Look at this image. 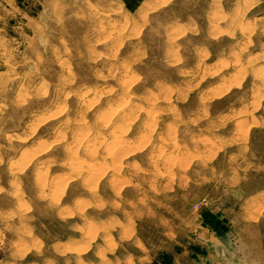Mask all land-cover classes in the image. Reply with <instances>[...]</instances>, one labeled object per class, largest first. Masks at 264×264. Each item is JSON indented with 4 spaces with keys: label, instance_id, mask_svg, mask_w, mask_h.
<instances>
[{
    "label": "rangeland",
    "instance_id": "obj_1",
    "mask_svg": "<svg viewBox=\"0 0 264 264\" xmlns=\"http://www.w3.org/2000/svg\"><path fill=\"white\" fill-rule=\"evenodd\" d=\"M201 243L264 264V0H0V264Z\"/></svg>",
    "mask_w": 264,
    "mask_h": 264
},
{
    "label": "crops",
    "instance_id": "obj_2",
    "mask_svg": "<svg viewBox=\"0 0 264 264\" xmlns=\"http://www.w3.org/2000/svg\"><path fill=\"white\" fill-rule=\"evenodd\" d=\"M139 1L140 0H129L130 4L135 5V6L139 5ZM205 231L206 232H204V233H205V236H207V241H208V240H210V233L206 229H205ZM201 244H202V247H205V249H206V253L204 254V259L201 263L210 264V259H211V264L216 263L214 251L212 250L215 247V243H201ZM176 260H178V259H176V257H173L174 264L179 263ZM145 264H148V263L145 262Z\"/></svg>",
    "mask_w": 264,
    "mask_h": 264
},
{
    "label": "trees",
    "instance_id": "obj_3",
    "mask_svg": "<svg viewBox=\"0 0 264 264\" xmlns=\"http://www.w3.org/2000/svg\"><path fill=\"white\" fill-rule=\"evenodd\" d=\"M154 264H157V263H154Z\"/></svg>",
    "mask_w": 264,
    "mask_h": 264
},
{
    "label": "bare ground",
    "instance_id": "obj_4",
    "mask_svg": "<svg viewBox=\"0 0 264 264\" xmlns=\"http://www.w3.org/2000/svg\"><path fill=\"white\" fill-rule=\"evenodd\" d=\"M90 139V138H89Z\"/></svg>",
    "mask_w": 264,
    "mask_h": 264
}]
</instances>
